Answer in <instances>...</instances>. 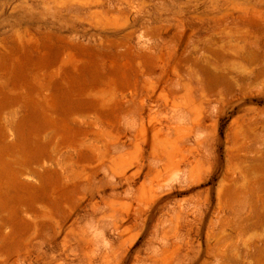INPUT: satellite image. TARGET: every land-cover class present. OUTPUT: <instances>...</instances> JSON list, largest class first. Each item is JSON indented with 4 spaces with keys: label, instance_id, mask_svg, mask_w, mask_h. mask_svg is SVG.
I'll return each instance as SVG.
<instances>
[{
    "label": "rangeland",
    "instance_id": "obj_1",
    "mask_svg": "<svg viewBox=\"0 0 264 264\" xmlns=\"http://www.w3.org/2000/svg\"><path fill=\"white\" fill-rule=\"evenodd\" d=\"M0 264H264V0H0Z\"/></svg>",
    "mask_w": 264,
    "mask_h": 264
},
{
    "label": "bare ground",
    "instance_id": "obj_2",
    "mask_svg": "<svg viewBox=\"0 0 264 264\" xmlns=\"http://www.w3.org/2000/svg\"><path fill=\"white\" fill-rule=\"evenodd\" d=\"M137 41V40H136ZM138 41H139V39H138ZM137 41V42H138ZM142 41V40H141ZM134 43V42H133ZM148 78V77H147ZM151 114V113H150ZM207 114V113H206ZM211 114V113H210ZM128 115V114H127ZM208 115V114H207ZM120 117V116H119ZM122 118H124V117H122ZM125 120V119H124ZM175 123V122H174ZM123 127V126H122ZM97 128V127H96ZM126 138H128V137H126ZM131 139V138H130ZM189 143V142H188ZM180 145V144H179ZM113 146V145H112ZM199 147H201V146H199ZM198 147V148H199ZM116 148V147H115ZM114 149V148H113ZM111 150V149H110ZM251 154V153H250ZM193 160V159H192ZM44 164H45V162H44ZM155 166V165H154ZM156 167V166H155ZM103 172V171H102ZM111 175V174H110ZM108 177V176H107ZM112 177V176H111ZM103 178V177H102ZM109 178V177H108ZM94 180V179H93ZM107 181V180H106ZM111 181V180H110ZM116 182V181H115ZM103 184V183H102ZM117 184V183H116ZM98 185V184H97ZM109 185V184H108ZM111 185V184H110ZM113 185V184H112ZM112 197V196H111ZM173 209V208H172ZM215 222V221H214ZM215 232V231H214ZM221 241V240H220ZM210 254V253H209Z\"/></svg>",
    "mask_w": 264,
    "mask_h": 264
}]
</instances>
